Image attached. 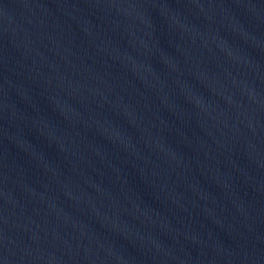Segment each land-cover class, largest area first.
I'll return each instance as SVG.
<instances>
[{
    "label": "water",
    "instance_id": "obj_1",
    "mask_svg": "<svg viewBox=\"0 0 264 264\" xmlns=\"http://www.w3.org/2000/svg\"><path fill=\"white\" fill-rule=\"evenodd\" d=\"M0 264H264V0H0Z\"/></svg>",
    "mask_w": 264,
    "mask_h": 264
}]
</instances>
